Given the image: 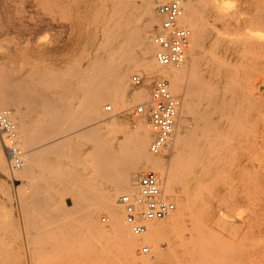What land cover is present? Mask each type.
Returning <instances> with one entry per match:
<instances>
[{
  "label": "rangeland",
  "instance_id": "1",
  "mask_svg": "<svg viewBox=\"0 0 264 264\" xmlns=\"http://www.w3.org/2000/svg\"><path fill=\"white\" fill-rule=\"evenodd\" d=\"M133 1H136L137 4L140 3V0ZM214 1V4H218V9L214 7ZM102 2L105 3L106 6L105 4L103 6ZM262 2H264V0H205V4L203 3L198 9L202 23L205 26L204 31L206 28L207 30L203 33L202 47L199 57L201 61H198V68H202L198 69L200 73L197 70L194 72L192 69V74H190L192 76L195 75V77L199 78V80L201 79L200 82H204V84L202 83L201 86H198V88L196 87L197 90L200 89L202 92L200 94L202 97L201 101L198 99V102L196 103V107H198L197 112L199 114L205 113V116L203 114L202 115L204 117L207 116V103L203 98H207L211 91L214 90V96H217L219 102H221L220 100H222V98H225V101H228L226 102L229 105V110L227 109L224 111V115L226 116H222L221 110L215 111V117L218 122H213L211 124H213L212 129L217 131L218 135L216 136L217 139L213 136V138L215 137L213 143L206 147V149L209 148V150L205 149L204 151H201L199 155L192 158V160L188 163L190 165L178 170L181 178V184L187 190L190 197L188 210H182L181 212V209L176 208V206L173 215L177 216L176 213L178 211V215L183 217L182 220H180L181 217L174 218L173 215L171 216L173 218L169 220H162L159 225L160 229L157 226L158 228L156 232L153 231L152 243L141 244V246L156 247L154 257L149 264H264V95L262 93L261 97L257 95V93L261 91L264 93V53L263 50H261L262 52L260 51V53L259 50L255 48L256 45L254 44L255 41L264 43V27L259 26L256 23V18H253L254 15L255 17L258 15L257 13L261 9L260 6L264 5ZM101 6L103 7L101 8ZM207 8H210L209 11ZM109 9L112 10V7L110 1L107 0H0V83H3V80H5L4 84L9 82V85H15L12 86L16 87V89L14 88L15 90L13 89L16 91L14 92L15 96L17 93H22H20V95L17 94L18 97L14 96V99L17 102L14 104L13 101L12 103H3L4 105H2L0 99V107L9 108L11 112L15 114L13 116L14 120H16L15 118H20L21 115V117H24L26 122H30L31 120L37 122L35 125L31 122L32 125L35 126H32V145L28 148V150L23 151L28 154L29 157L30 154L32 155L34 153L36 158L39 159L40 164H42L45 160L53 167L52 169V167L47 164L48 166L46 165V168L49 173H46L47 171L44 170L45 166L43 167L42 164V166L40 165L41 167L39 166L37 169L41 168L42 171L45 172L42 173L41 169L38 171L36 170L35 172H37V174L34 172L29 177L31 180L27 178V180L25 179V181L23 180L22 182H17L14 180V177L12 178L13 175L9 171L8 165L5 172L2 168L0 169V251L2 255L5 253L9 256V258L7 256L9 259H7V261L3 256L6 262L2 261V264H135L128 258L127 254L120 249L121 247L119 248V245L116 244V240L114 242L115 238L113 239L108 234H104L103 236L98 233L92 234L88 228L84 225L82 226L80 222H78L84 213L82 208L83 206L81 207V205L88 201V198L84 201L85 198H83V192L81 191L83 190L84 193L88 192V190L85 189L87 187L89 192H92V194H94L93 192L99 193L107 187H110L112 183L108 181V176L105 172L91 169L90 164H88V152L90 150V146L85 144L83 141H79V138H77V135H73V132L86 125L91 126L92 128L97 127L98 129H104L105 123L107 125L112 122L111 124L114 125L116 123L117 129L115 128V130L110 133V140L115 139V143L126 145L129 143L128 139L130 136H132L133 132H135L133 131L135 126H133L134 124L132 122L135 118L140 117L136 114V107L142 104L146 105L149 101L151 86L155 81L150 82L147 86L149 92L147 94L148 96L146 95V99L136 101L135 103L129 105V110L124 111L122 105L115 97V100L118 102L115 101V103L114 100L113 102L111 100H105L101 103L99 112L96 116L90 118L84 117V111H82L83 97L93 88V85L98 80V76L91 70V64L93 61L97 62V60L98 62L100 61L107 64L110 58L107 56L104 48H102L106 44L108 31L112 29V22L109 20L110 18L107 14L110 12ZM202 11L204 12L202 13ZM209 12L215 13H210V15ZM232 13L233 15L235 14V16H233ZM214 14L216 17L213 16ZM226 14L229 19L226 17ZM106 17H108L107 20ZM217 17L221 21V26L219 21H217ZM221 17L222 19H220ZM144 19L145 17L141 15L140 22L144 23ZM224 19L227 22H223ZM105 21L108 23L106 26ZM231 22L232 24H229ZM224 24L227 28L222 29ZM155 26H158L157 23ZM103 29L106 30V32L104 30L105 34ZM154 30L155 28L150 30L149 33L151 34ZM222 32H225L226 34L223 35ZM208 37L209 39H207ZM250 42H252L251 44H254L253 48ZM90 43L93 45H89ZM219 43L220 45L222 44V46H220ZM228 46L230 48H228ZM213 47L216 48L213 49ZM208 49L210 50V53H212L211 55L208 53ZM215 50L219 53H215ZM256 51H258V53ZM208 55L210 57L207 58ZM227 55L230 60L227 58ZM201 56L204 60L201 59ZM98 57H100V60ZM106 58L108 60H106ZM187 58L189 61V54H187ZM209 59L212 62L208 61ZM233 60L235 64H233ZM239 62L241 64L238 65ZM109 63L111 65L109 67H112V65L115 67L117 65V60L111 58ZM189 63V66H191L190 61ZM231 64H233L232 66L235 68H233ZM213 66H216L215 69ZM239 66L242 69H239ZM86 68L91 77L81 80V83L79 84L80 92L74 96L72 95L71 98L66 96L55 98L53 104L52 101L54 99L52 94L48 95V91H50V89H48L49 78L55 79L57 77L56 80H59L62 78H59V73L65 74L67 71L72 73V71L75 72V70L77 73V71H83L86 70ZM210 69H213V80H211L212 78L209 76ZM191 71L189 73H191ZM221 71H223V73ZM54 73L55 76H53ZM135 74L139 75L137 72H130L127 78L129 83V95L126 100L128 101H130L129 97L131 93L135 92L139 89V87L144 86L146 83L144 77L141 76L143 78L142 84L140 86H133L130 79L131 76ZM49 75H52L55 78L52 76L49 77ZM220 75L224 76L221 77ZM42 77L44 79H42ZM187 77L189 76H186L185 80L188 79ZM208 77L210 80L205 79ZM191 78L189 77V79L186 80V83H188L189 80V83H191ZM238 78H240V81ZM52 79L50 81H52ZM64 79L67 80V78L64 77L61 79L62 83L65 81ZM227 79H230L231 81ZM214 80L218 81V83L220 82L221 85L219 86L217 82L214 83ZM66 82H68V80L65 81V83ZM185 85L186 84L184 82V86ZM237 87L238 89H236ZM185 88L187 90V87ZM191 88L192 87H190V89ZM240 88L242 91H240ZM207 90L208 92H206ZM230 90L231 92L233 90L235 91L231 94ZM183 91L185 90L183 89ZM183 91L175 93L176 95L181 96L182 107L185 102L184 93H186H183ZM188 92H190L189 84ZM221 96L222 98H220ZM111 97L114 99V96ZM231 97L233 99H231ZM258 97H260V99ZM39 98L43 99L44 103H46L45 101L49 103L48 101L51 100V105H45L48 109L50 108V111L47 109L46 112L45 107V109L43 108L44 110L42 108L34 109L33 104H36ZM199 103L200 105H198ZM233 104H235V106ZM52 105H54V107ZM105 105L112 107V112H105ZM239 106L241 107V111ZM37 112H39L42 117L37 116ZM248 112L249 114L247 115ZM143 117L144 119L146 118L145 121H147L146 113ZM180 118L181 116H179L177 125L180 123ZM191 119V117H187L186 122V126H190V129L194 125V120ZM236 121H238V124ZM73 123L78 125L76 126V124L74 125ZM55 124L60 126L58 127L59 129L55 128L57 127ZM68 124L70 125L68 126ZM71 126L72 128H70ZM69 134L72 138H70ZM219 134L221 136H219ZM67 137L73 144L75 142L74 152H78H75L77 154L76 159L75 155H73L74 159H72L71 156H68L71 151L73 154L74 152L73 150H70V152L68 150V148H73V144H70V142L67 141L70 144H68L69 146L67 145L65 142ZM59 138H61V140ZM152 138L153 134L150 133L148 136L149 143L147 144V150H149L148 147ZM58 140H60L61 143H58ZM230 142L233 143L231 144ZM111 143L112 142H108L107 146L109 145L108 147L110 148L111 146L112 148L116 147V144L113 145ZM172 143L173 140L169 148L165 149L163 153L160 154L169 169H172L171 167L174 168L175 166L172 164H175L173 162H175L176 151H174L173 147H171ZM50 145L52 146L51 148H53V146H58V148L54 147L55 151L61 149L57 151L59 156H57V153H55V155L52 154V151L47 153V150L49 151L51 149ZM227 145H229V147ZM46 146L49 148L47 149ZM43 147H46V150H42L44 153H41L40 151ZM217 147H219V153L217 152ZM214 148H216V150H214ZM39 152L41 155H39ZM45 153H47L46 157ZM72 153H70V155H72ZM215 153L217 155H215ZM43 154L44 156L41 157ZM61 154L63 159H61ZM64 155L67 156L64 157ZM230 155L231 157L227 158V156ZM223 156H225L224 159ZM77 161L80 164H76ZM46 162H43L44 165ZM224 164L225 167H223ZM55 168L57 169L55 170ZM215 169H217V171ZM54 170L58 172L56 173ZM63 174L65 175L63 176ZM215 174L219 177V179H217ZM57 175H59V177ZM72 175L78 176L75 177L76 180H73L75 178H73ZM112 175L115 176L116 172L112 171ZM55 177L57 179H55ZM65 178L68 180L65 181ZM62 179L65 181L63 185L61 183ZM213 179L215 181H213ZM59 180L61 181L59 182ZM81 181L83 183H81ZM59 183H61V185ZM52 190L58 193H55ZM60 191H63L65 195L67 192L70 193L71 197L69 194L62 197L64 194L61 196ZM59 196L62 197V200H60L61 198ZM191 196H197V199H192ZM49 198L52 201H50ZM208 199H210V202H206ZM211 200L213 204L211 203ZM59 203L61 204L59 205ZM75 203L78 204V207H80L78 208ZM56 204L58 207H56ZM53 206H55L56 209L59 208L60 210H63L62 208H64V212L62 213L61 211V213H59L60 215H58V211L60 212V210L55 211L56 209L53 208ZM56 213L57 217H55V222V220L52 221V218L54 219ZM48 214H50L52 218ZM95 217V219L101 223H104L101 221V217L107 219L106 214L101 211L97 212ZM176 218L178 219L176 225L174 224V227H168L170 222ZM70 220H74V224ZM48 222L51 225H49ZM66 223L72 227V230L75 227L77 228V233H75V229L74 231H71L72 235L88 234V236H85V239L87 240L80 244L71 243L70 245L72 246H63V248L59 242L61 240L59 236L62 232L58 231V227L63 226ZM78 223L80 226L77 225ZM48 232L49 234L53 233L55 235L51 234L50 236L48 235ZM154 234L156 237L155 239L153 238ZM158 235H160V237ZM35 237L43 238V243L40 244V249H43L42 251H44V249L48 250V254L47 250L45 251L47 255H45L44 258L41 256V258L35 257L30 259L33 256L26 254L29 250H35ZM53 239H56V241ZM56 246L58 248H55ZM19 248L23 252V256L20 257L22 260L19 259L16 254V251L17 253L20 252ZM87 250L89 251L87 252ZM137 250L135 255L139 257ZM46 261H48V263Z\"/></svg>",
  "mask_w": 264,
  "mask_h": 264
},
{
  "label": "bare ground",
  "instance_id": "2",
  "mask_svg": "<svg viewBox=\"0 0 264 264\" xmlns=\"http://www.w3.org/2000/svg\"><path fill=\"white\" fill-rule=\"evenodd\" d=\"M107 1H110L111 3V7H112V10L109 9L110 12L112 13H107L108 14V17L110 18L109 20L112 22V29L110 31H108L107 33V41H106V44L104 45V51L107 53V56L110 57L109 58V61L111 58H113L114 60L116 59L117 60V65L114 67L112 65V67H109L111 66L109 61L107 64L105 63H102V62H97L95 61H91L92 64H91V70L93 73H95L97 76H98V80L97 82L93 85V88L83 97V103H82V111H84V117H93V116H96L99 112V108H100V105L103 101L105 100H111L113 102L116 101L122 105V108L124 111H127L130 109V107L128 108L129 105L135 103L136 101H142L144 99H146V95L148 94V89H147V86L150 84V82H153L154 80L156 79H160V78H164V79H167L169 81V84H170V90L172 91L173 94L177 93V92H182L183 89L186 92L184 93L185 97H184V105L183 107L181 106L180 108V111H179V116H181L180 118V123L179 125L176 126L175 128V131L173 133V137L171 139V142L173 140V143H172V146L173 147V150L176 151V156H175V164H172V165H175L174 168L171 167L172 169H169L167 168L166 166V162L165 160L163 159V157L159 154V155H152L149 150H147V144L149 143L148 142V136L151 132L150 130V127L148 126L147 124V121H145L144 119V114H140L138 116H140L139 118H135L133 120V126H135V129H133V134L132 136H130V138L128 139L129 140V143H127L126 145L124 144H121V143H115V139L113 140H110L111 139V136H110V133L112 131L115 130L116 128V123L115 125L114 124H107L106 123L104 124V129H98L97 127H94L92 128L91 126H84L82 128L78 129L79 130H75V132H73V135H77V138H79L78 140L79 141H83L85 144L89 145L90 146V150H89V154H88V158H89V163L90 164V167L91 169H95V170H99V171H103L106 173V175L108 176V181L110 183H112V185L110 187H107L106 189H104L102 192H93L94 194H92V192H89V189L86 187L85 189L88 190V192L84 193V191L82 190L81 192H83L82 196H84L83 198L84 201L86 200V198H88L86 202H84L81 207L83 208L84 210V213L82 215V218L80 219V224L83 226H85L86 228H88L92 234L94 233H98L100 235H104V234H108L109 236H111L113 239H114V242L116 240V244L119 245V248L121 250H123L128 258L130 260H132L133 263L135 264H149V262L152 261V258L154 257V254H155V251H156V247L155 246H151L149 247L150 250L152 251L149 255L147 256H140L139 254V257L137 255H135L136 253V250L139 249V247H142L141 244H150L152 243V234H153V231L156 232L157 228L159 227L160 229V224L162 222L161 221H156V222H149L148 223V229H147V232L144 234V235H141V236H132L130 231H129V228L128 226L125 224L124 222V213H123V210H122V207L118 204L117 200L118 198L120 197V195L122 194H136V185H137V179L139 178V176L147 171H154L158 174L160 180H161V183H162V187H163V193L164 195L175 205L176 208H180L181 212L182 210L186 211L188 210V206H189V201H190V197H189V194L187 192V190L184 188V186H182L181 184V178H180V174H179V171L180 169H182L183 167H186L190 164H188L192 158L196 157L197 155L200 154L201 151H204L206 149V147H208L209 144H212L215 137L218 135V132L217 131H214V129H212V125L211 123L213 122H218L217 118L215 117V111L216 110H221L222 111V116L224 115V111H226L228 108H229V105H228V101L226 102L225 101V98H222V96L220 98H222V100H220L221 102H219V99H217V96H214V91H211L210 95L207 97V98H203L205 100V102L207 103L206 105V109H207V116L204 117L205 113L202 115V114H199L197 112V109L198 107H196V103L198 102L197 100L202 99L201 97V91L200 89L197 90L196 87L198 88V86H201V84L204 82H200L199 78L195 77V75H190L192 74V69L194 70V72L198 69H201L202 65L200 66L201 68H198V61H201L200 60V50H201V47H202V37H203V33L207 30L204 31V25L202 23V19H201V16L199 14V7L205 2V0H180L181 3H182V7H183V17H182V23L187 25L190 29V37H189V47H188V50H187V54H189L190 56V62H191V66H189V61L187 60L188 58L186 57V60L178 67H160L155 59H154V47L152 46L151 42H150V38H148L149 36V32L150 30H152L153 28H155V30L158 28L159 24L158 22L160 23V17L155 13V6L156 4H159V3H162V2H166V1H169V0H140V3L137 4L136 1H133V0H107ZM213 1V0H212ZM218 1V0H217ZM221 2V1H220ZM219 2V3H220ZM103 3V2H102ZM215 3V1L213 2V4ZM224 3V2H223ZM264 4V2H262ZM105 3H103V6H104ZM205 4V3H204ZM262 4V5H263ZM100 5V3H99ZM107 5H108V2H107ZM220 5V4H219ZM223 5V4H222ZM261 5V4H260ZM87 6V5H86ZM101 6V8L103 7ZM106 6V4H105ZM206 6V5H205ZM79 7V6H78ZM210 7V6H208ZM214 7H218V4H214ZM225 7V6H224ZM258 7V6H257ZM261 9L258 11V17L254 15L253 18H256V23L261 26V27H264V5L263 6H260ZM263 7V8H262ZM259 8V7H258ZM202 9V7H201ZM206 9V8H205ZM210 9V8H209ZM209 9L207 8V10L209 11ZM218 9V8H217ZM227 9V8H226ZM104 10V9H103ZM206 10V12H207ZM204 11H202L203 13ZM219 12V11H218ZM227 12V11H226ZM105 13V12H104ZM208 13V12H207ZM206 13V14H207ZM211 12H209L210 14ZM215 13V12H213ZM211 13V14H213ZM112 14V15H111ZM205 14V13H204ZM210 14V15H211ZM255 14V13H254ZM106 15V14H105ZM111 15V17H110ZM141 15L143 17H145V22L144 23H141L140 22V17ZM233 15V13H232ZM204 16V15H203ZM215 16V14L213 15ZM219 16V15H218ZM224 16H225V13H224ZM235 16V14L233 15ZM106 17V20L107 18ZM216 17V16H215ZM226 17L228 18L227 14H226ZM224 18V17H223ZM226 18V19H227ZM105 19V18H104ZM103 19V21H104ZM206 19V17H205ZM204 19V20H205ZM218 19V17H217ZM222 19V17L220 18ZM229 19V18H228ZM235 19V18H234ZM143 20V21H144ZM236 20V19H235ZM215 21H216V18H215ZM219 21V23L221 22L219 19L217 20ZM226 21L225 19L223 20V22ZM254 21V20H253ZM82 22V21H81ZM227 22V21H226ZM230 22V21H229ZM106 23V21H105ZM157 23L158 26H155ZM216 23V22H215ZM111 24V23H110ZM109 24V25H110ZM229 24H232L229 23ZM108 25V23L105 24V26ZM257 25V26H258ZM210 26V25H209ZM220 26H221V23H220ZM108 28V26H107ZM212 28H215V27H212ZM224 28H227L225 27V24H224ZM230 28V27H229ZM109 29V28H108ZM192 29V30H191ZM217 29V28H216ZM221 29V31H222ZM105 29H103V32H104ZM218 30H219V27H218ZM233 30V29H231ZM215 31V29H214ZM225 31V30H223ZM106 32V30H105ZM104 32V34H105ZM192 32V33H191ZM226 32V31H225ZM225 32H222L223 35L226 34ZM210 33V32H209ZM208 33V34H209ZM213 34V33H211ZM221 34V33H220ZM230 34V33H229ZM228 35V33H227ZM214 36V35H213ZM216 36V35H215ZM229 36V35H228ZM234 36V35H233ZM256 36V35H255ZM254 36V37H255ZM258 36V35H257ZM104 37V35H103ZM86 38V37H85ZM96 38V37H95ZM231 38V37H230ZM238 38V37H237ZM87 39V38H86ZM209 39V37L207 38ZM212 39V38H211ZM214 39V38H213ZM216 39V38H215ZM94 40V39H93ZM89 41V40H88ZM87 41V42H88ZM98 41V40H97ZM207 41V40H206ZM216 41V40H215ZM218 41V39H217ZM259 41V40H258ZM212 42V41H211ZM214 42V40H213ZM228 42V41H227ZM97 43V42H96ZM95 43V45H96ZM99 43V42H98ZM102 43V42H101ZM223 43V42H222ZM252 42H250L251 44ZM214 44V43H213ZM249 44V45H250ZM256 45V49L259 50V52L261 50H263V53H264V43H259V42H256L254 43ZM254 44H251L252 45V48H253V45ZM86 45V44H85ZM89 45H93V44H89ZM212 45V43H211ZM220 45V43H219ZM218 45V46H219ZM248 45V46H249ZM222 46V44L220 45ZM239 46V45H238ZM100 48V47H98ZM101 48V50H102ZM209 48V47H208ZM216 48V47H213V49ZM218 48V47H217ZM223 48V47H221ZM225 48V47H224ZM228 48H230L228 46ZM249 48V47H248ZM205 49V47H204ZM137 50V51H136ZM209 50V49H208ZM212 50V49H211ZM227 50V49H226ZM244 50V49H243ZM251 50V49H250ZM221 51V49H220ZM255 51V50H254ZM138 52V53H136ZM213 52V51H212ZM226 52V51H225ZM234 52V51H233ZM258 53V51H256ZM255 52V53H256ZM262 52V51H261ZM260 52V53H261ZM101 53V51H100ZM210 53V50L209 52ZM214 53V52H213ZM215 53H217V50H215ZM219 53V52H218ZM217 53V54H218ZM240 53V52H239ZM212 53H210L211 55ZM250 54V53H248ZM253 54V53H252ZM204 55V53H203ZM220 55V54H219ZM259 55V54H258ZM262 55V54H261ZM260 55V56H261ZM99 56V55H98ZM222 56V55H221ZM226 56V55H224ZM259 56V58H260ZM264 56V55H263ZM202 57V56H201ZM210 57L209 55L207 56V58ZM216 57V55H215ZM214 57V58H215ZM219 57V56H218ZM232 57V56H231ZM257 57V56H256ZM262 57V56H261ZM99 60H100V57H98ZM97 58V59H98ZM222 58V57H221ZM220 58V59H221ZM227 58H228V55H227ZM226 58V59H227ZM234 58V57H233ZM104 59V57H103ZM203 59V57L201 58ZM219 59V58H218ZM224 59V58H223ZM229 59V58H228ZM240 59V57H239ZM106 60H108L106 58ZM106 60H103V61H106ZM204 60V59H203ZM217 60V59H216ZM230 60V59H229ZM228 60V61H229ZM238 60V59H237ZM207 61V60H206ZM204 61V62H206ZM208 61H211L210 59ZM219 61V60H218ZM236 61V60H235ZM212 62V61H211ZM227 62V61H225ZM232 62V60H231ZM237 62V61H236ZM223 63V62H222ZM112 64V63H111ZM210 64V62H209ZM214 64V63H213ZM216 64V63H215ZM221 64V63H220ZM227 64V63H226ZM225 64V65H226ZM233 64L234 63V60H233ZM231 64V66L233 65ZM241 64L240 62L238 63V65ZM205 66V65H204ZM203 66V67H204ZM218 66V65H217ZM229 66V67H231ZM235 66V65H234ZM214 69L216 66H213ZM227 67V66H226ZM233 67V66H232ZM81 68V67H80ZM79 68V69H80ZM205 68V67H204ZM208 68V67H207ZM235 68V67H233ZM237 68V67H236ZM239 69L241 68L240 66L238 67ZM75 69V68H73ZM242 69V68H241ZM203 71H206L204 69H202ZM213 69H210L209 72H210V75L211 78L213 77V72H212ZM222 70V68H221ZM191 71V73H189ZM224 71V70H223ZM223 71H221L223 73ZM58 72V71H57ZM130 72H137L140 76H143L146 83L144 86H141L139 87L138 90H136L135 92L131 93L129 99L130 101L126 100L127 96L129 95V83H128V75ZM200 73V71H198ZM197 72V73H198ZM207 72V71H206ZM220 72V73H221ZM226 72V71H225ZM76 73V70L75 72L72 71L71 72H68L65 73V74H62V73H59V80H56L57 77H53L55 76V73L52 75H49L52 76L53 78L55 79H52V78H49L50 80L52 79V81L48 80L49 84H48V89H50V91H48V95L49 94H52V97H53V101L52 103L54 104V101H55V98H58V97H61V96H66V97H69L71 98V96L73 95H76L78 92H80V86L79 84L81 83V80L82 79H87V78H90L91 76L88 74V71H87V68L86 70H83V71H80L79 72L77 71ZM189 73V74H188ZM237 73V72H236ZM75 74V75H74ZM205 74V73H204ZM203 74V75H204ZM209 74V73H208ZM225 74V73H224ZM238 74H239V71H238ZM43 75V74H42ZM41 75V76H42ZM199 75V74H198ZM201 75V74H200ZM206 75V74H205ZM218 75V74H217ZM216 75V76H217ZM222 75V74H221ZM220 75V76H221ZM236 75V74H235ZM241 75V74H240ZM75 76V77H74ZM186 76H189L192 80H191V83L190 80L188 83H186V80L189 79V77H187L188 79L185 80ZM224 76V75H223ZM221 76V77H223ZM228 76V75H227ZM231 76V75H229ZM239 76V75H238ZM67 78L68 82L65 83V80L63 83L61 82V79L63 78ZM200 77V76H199ZM241 78V77H240ZM238 78V80L240 79ZM41 79V78H40ZM42 79H44L42 77ZM205 79H209L208 78H205ZM222 79V78H221ZM210 80V79H209ZM213 80V78L211 79ZM216 80H217V77H216ZM224 80V79H223ZM222 80V81H223ZM227 80H230V79H227ZM1 81V80H0ZM4 82L0 83V99H1V102H2V105H4L3 103H12L13 101V104L14 103H17L15 101V97L18 95H20V93L16 96H15V93L16 91H14L16 89V87H12V86H15V85H9L7 82L6 84L5 83V80H3ZM215 81V80H214ZM231 81V80H230ZM240 81V80H239ZM184 82H185V86H184ZM211 82V81H210ZM213 82V81H212ZM220 86V82L218 83V81H215L214 83H216ZM228 82V81H227ZM42 83V81H41ZM46 83V82H44ZM72 83V84H71ZM206 83V82H205ZM188 84H189V91L188 92ZM215 84V85H217ZM47 85V84H46ZM45 85V86H46ZM191 85V86H190ZM207 85V84H205ZM214 85V84H213ZM213 85H212V88H213ZM217 85V86H218ZM236 85V84H235ZM11 86V87H10ZM208 86V85H207ZM216 86V88H217ZM229 86V85H228ZM228 86H227V89H228ZM20 87V86H19ZM17 87V88H19ZM187 87V90L186 88ZM190 87H192L190 89ZM210 87V86H208ZM207 87V88H208ZM15 88V89H14ZM220 88V87H219ZM14 89V90H13ZM221 89V88H220ZM238 89V87L236 88ZM261 89V87H260ZM17 90H20V89H17ZM222 90V89H221ZM225 90V89H224ZM203 91V90H202ZM223 91V90H222ZM226 91V90H225ZM235 91V90H233ZM232 91V92H233ZM238 91V90H237ZM240 91H242V89L240 88ZM246 91V90H245ZM259 91V90H258ZM50 92V93H49ZM208 92V90L206 91ZM228 92V91H226ZM225 92V93H226ZM231 92V90H230ZM231 92V94H232ZM219 93V92H218ZM249 93V91H248ZM252 93V91H251ZM261 93L264 95V93L261 91L259 93H257V95H259L261 97ZM22 94V93H21ZM204 94V93H203ZM222 94V93H221ZM227 94V93H226ZM236 94V93H235ZM240 94V93H238ZM208 95V93H207ZM15 96V97H14ZM51 96V95H50ZM111 96H114V99H112L113 97ZM148 96V95H147ZM228 96V95H227ZM226 96V97H227ZM253 96V95H252ZM41 97V96H40ZM43 97V95H42ZM41 97V98H42ZM115 97L118 99L115 100ZM260 97H258L260 99ZM263 97V96H262ZM21 98V97H20ZM25 98V97H24ZM27 98V97H26ZM39 98L36 102V104L34 103L33 104V107L34 109H40V108H44L46 104H50V101L49 100L47 103V101H45L46 103H44V100ZM45 98V97H44ZM255 98V97H254ZM128 99V98H127ZM182 99V98H181ZM227 99V98H226ZM231 99H233L231 97ZM18 100V99H17ZM25 100V99H24ZM23 100V102H24ZM31 100V99H30ZM35 100V99H34ZM229 100V99H228ZM239 100V99H238ZM59 101V100H58ZM19 102V101H18ZM115 102V103H116ZM247 102V101H246ZM26 103V102H25ZM31 103V102H30ZM51 103V104H52ZM57 103V102H56ZM113 103V104H115ZM236 103V102H235ZM50 104V105H51ZM205 104V103H204ZM1 105V104H0ZM27 105V104H26ZM29 105V104H28ZM56 105V104H55ZM200 105V103L198 104ZM235 106V104H233ZM237 105V104H236ZM54 107V105H52ZM51 106V107H52ZM106 106V105H105ZM108 106V105H107ZM146 106V105H145ZM11 107H12V104H11ZM30 107V105H29ZM50 107V106H49ZM202 107V106H201ZM240 107V106H239ZM238 107V108H239ZM46 108V112H47V106L45 107ZM44 108V109H45ZM112 109V107H110ZM231 108V107H230ZM236 108V107H235ZM9 109V108H7ZM31 109V108H30ZM43 109V110H44ZM50 109V108H49ZM48 109V111H50ZM54 109V108H53ZM201 109V108H200ZM232 109V108H231ZM230 109V110H231ZM234 109V108H233ZM10 110V109H9ZM229 110V109H228ZM240 111H241V107H240ZM244 111V110H243ZM18 112V111H17ZM25 112V111H24ZM112 112V111H111ZM203 112V111H202ZM233 112V110H232ZM10 113H11V116L14 120V113L11 112L10 110ZM219 113V112H218ZM221 113V112H220ZM226 113V112H225ZM235 113V112H234ZM240 113V112H239ZM243 113V112H242ZM22 114V113H21ZM26 114V113H25ZM28 114V113H27ZM30 114V112H29ZM28 114V115H29ZM39 114V115H38ZM249 114V112L247 113V115ZM218 115V114H217ZM234 115V114H233ZM240 115V114H238ZM19 116V115H18ZM26 116V115H25ZM30 116V115H29ZM28 116V117H29ZM37 116H41L42 115L37 112ZM49 116V115H48ZM226 116V115H224ZM235 116V115H234ZM237 116V115H236ZM17 117V116H16ZM23 117V116H22ZM21 115H20V118H15L16 120H14L15 124H16V130H17V141H18V144H19V147L21 149V151L24 153V164H23V169H19V170H16V171H13L10 172L12 173V178L14 177V180H16L17 182H22L23 180L25 181V179L27 180V178H29L36 170L38 171L39 169H37L40 165L42 166L43 164V167H44V170L47 171V166L50 164H48L45 160L43 162H46L45 165L44 163L42 162V164H40L39 162V159L36 158V156L34 155V153L31 155L30 154V157L28 154H26L23 150H28V148L32 145V128L35 127L34 125L37 123V122H34V121H28L26 122L24 117L22 118ZM52 117H56V116H52ZM76 117V116H75ZM79 117V116H78ZM187 117H191L193 120H194V125L193 127L190 129L189 127L186 126V122H187ZM248 117V116H247ZM246 117V118H247ZM250 117V116H249ZM85 118V119H86ZM232 118V117H231ZM236 118V117H235ZM27 119V117H26ZM37 119V118H36ZM76 119V118H75ZM74 119V120H75ZM179 119V117H178ZM191 119V120H192ZM224 119V118H223ZM234 119V117H233ZM239 119V118H238ZM237 119V120H238ZM244 119V118H243ZM80 120V119H79ZM190 120V119H189ZM232 120V119H231ZM247 120V119H246ZM88 122H90L89 120H87ZM235 121V120H234ZM34 123V125H32V123ZM76 122V121H75ZM87 122V124H88ZM245 122V121H244ZM55 123H58V122H55ZM78 123V122H77ZM86 123V121H85ZM114 123V122H113ZM189 123V122H188ZM191 123V121H190ZM233 123V121H232ZM236 123L238 124V121H236ZM74 124V123H73ZM76 124V123H75ZM74 124V125H75ZM131 124V123H130ZM178 124V122H177ZM219 124V123H218ZM56 125V124H55ZM70 124H68L69 126ZM78 124H76L77 126ZM106 125V126H105ZM33 126V127H32ZM57 127L55 128H58L60 126H58V124L56 125ZM223 126V125H221ZM231 126V125H230ZM101 127V126H100ZM54 128V126H53ZM69 128V127H68ZM72 128V126L70 127ZM59 129V128H58ZM117 129V128H116ZM218 129V127H217ZM56 130V129H54ZM57 131V130H56ZM219 132H220V128H219ZM19 134V135H18ZM221 134V133H220ZM219 134V136H221ZM224 134V133H223ZM70 135V134H69ZM68 135V137H69ZM71 135H72V132H71ZM70 135V138H72ZM112 135V134H111ZM18 136H19V139H18ZM213 136H215L213 138ZM66 139V143L67 145L69 144L68 142H70V144H73L72 141H70L69 139ZM76 137V136H75ZM110 137V138H109ZM61 140V138H59ZM76 139V138H74ZM73 139V141H74ZM217 139V137H216ZM222 139V137H221ZM227 139V138H226ZM224 139V140H226ZM58 140V143H61V141ZM223 140V139H222ZM228 140V139H227ZM60 141V142H59ZM63 141V140H62ZM68 141V142H67ZM231 141V140H230ZM64 142V141H63ZM62 142V143H63ZM108 142H112L111 144L115 145L116 144V147L112 148L111 144V148L107 146ZM120 142V141H119ZM170 142V144H171ZM227 142V141H226ZM219 143V141H218ZM231 143V142H230ZM233 143V142H232ZM231 143V144H232ZM69 144V145H70ZM75 144V142H74ZM74 144H73V148L70 149L68 148L69 152L70 150H73L74 152ZM77 144H78V141H77ZM129 144V146H128ZM169 144V146H170ZM223 144V142H222ZM229 144V142H228ZM230 144V145H231ZM61 145V144H60ZM59 145V146H60ZM68 145V146H69ZM48 146V145H47ZM46 146V147H47ZM70 146V147H71ZM168 146V148H169ZM229 147V145H227ZM235 146V144H234ZM46 147L44 148H40L41 149V153H44V151L46 150ZM52 146L50 145V148ZM55 148H58V146H53V148H51L49 151L47 150V153L51 152L52 151V154L55 155V153H57V156L58 155V152L59 150L61 149H58L55 151ZM77 147V145H76ZM49 147H47L48 149ZM213 148V147H212ZM218 148L217 147V152H218ZM224 148V147H223ZM232 148V146H231ZM77 149V148H76ZM44 150V151H42ZM67 150V148H66ZM206 150H209V148H207ZM214 150H216V148H214ZM221 150V149H220ZM30 151V150H29ZM36 151V150H35ZM211 151V150H210ZM37 152V151H36ZM35 152V153H36ZM39 152V155H41V153ZM66 152V151H65ZM68 152V153H69ZM77 152V151H75ZM74 152V154L72 153V151L70 153H72V155H70L69 153V157L71 156L72 159H74L73 155H75V159L77 158V154ZM222 152V150H221ZM227 152V151H226ZM225 152V153H226ZM28 153V151H27ZM38 153V152H37ZM45 153V157H46V154ZM78 153V152H77ZM163 153V152H162ZM213 153V152H211ZM219 153V152H218ZM231 154V153H230ZM28 155V157H27ZM51 155V154H50ZM208 155V154H207ZM206 155V156H207ZM213 155V154H212ZM215 155H217L215 153ZM219 155V154H218ZM229 155V154H228ZM44 154L41 156L43 157ZM62 156V154H61ZM67 156V155H66ZM64 155V157H66ZM38 157V156H37ZM68 157V158H69ZM225 156H223V159H224ZM228 157H231L230 156H227ZM55 158V157H54ZM70 158V159H71ZM207 158V157H206ZM205 158V159H206ZM56 159V158H55ZM63 159V156L62 158ZM67 159V158H66ZM71 159V160H72ZM174 159V157H173ZM220 159V158H219ZM232 159V158H231ZM78 160V159H77ZM201 160V158H200ZM217 160V159H216ZM226 160V159H225ZM224 160V161H225ZM233 160V159H232ZM76 161V160H75ZM213 161V160H212ZM227 161V160H226ZM80 162V161H79ZM203 162V161H202ZM218 162V161H217ZM222 162V161H221ZM9 163V158L7 156V153L6 151L4 150V148L1 147L0 149V169L2 168V170H4V172L7 170V165ZM193 163V162H192ZM48 164V165H47ZM76 164H80L78 163V161L76 162ZM222 164V163H221ZM257 164V163H256ZM260 164V163H259ZM47 165V166H46ZM55 165V164H54ZM214 165V163H213ZM40 166V167H41ZM56 166V165H55ZM82 166V164H81ZM221 166V165H220ZM229 166V165H228ZM52 167V165L50 166ZM50 167H48L49 169H51ZM197 167V166H196ZM213 167V166H212ZM218 167V166H217ZM223 167H225V164L223 165ZM258 167V166H257ZM46 168V169H45ZM216 168V167H214ZM220 168V167H219ZM9 169V167H8ZM48 169V170H49ZM53 169V167H52ZM51 169V170H52ZM57 168H55L56 170ZM191 169V168H190ZM196 169V168H195ZM194 169V170H195ZM224 169V168H223ZM54 170V171H55ZM217 171V169H215ZM42 171V169H41ZM45 171H42L45 172ZM112 171H115L116 172V175H112ZM191 171V170H190ZM196 171V170H195ZM223 171V170H222ZM52 172V171H50ZM56 173L58 171H55ZM54 172V173H55ZM215 172V171H214ZM254 172V171H253ZM37 174V172H35ZM39 173V172H38ZM46 173H49L48 171ZM53 173V172H52ZM222 173V172H221ZM220 173V174H221ZM60 174V172H59ZM72 174V173H71ZM189 174V173H188ZM199 174V173H198ZM40 175V174H39ZM46 175V174H45ZM61 175V174H60ZM65 174H63L64 176ZM216 175V174H215ZM48 176V174H47ZM50 176V175H49ZM56 176V175H54ZM59 177V175H57ZM73 176V175H72ZM186 176V175H185ZM189 176V175H188ZM204 176V175H203ZM217 176V175H216ZM33 177V176H32ZM62 177V175H61ZM60 177V178H61ZM70 177V176H69ZM75 177H78V176H73V178ZM221 177V176H220ZM38 178V177H37ZM46 178V177H45ZM53 178V177H52ZM63 178V177H62ZM210 178V176H209ZM208 178V179H209ZM213 178V177H212ZM54 179V178H53ZM55 179H57L55 177ZM59 179V178H58ZM71 179V178H70ZM79 179V178H78ZM184 179V178H183ZM217 179H219V177L217 176ZM216 179V181H217ZM29 180H31V178H29ZM41 180V179H40ZM46 180V179H45ZM65 181H67L68 179H64ZM73 180H76L73 179ZM81 180V179H80ZM194 180V179H193ZM33 181V180H32ZM50 181V180H49ZM56 181V180H55ZM61 180H59L60 182ZM65 181H61L62 185L63 183H65ZM86 181V180H85ZM89 181V180H88ZM213 181H215L213 179ZM224 181V180H223ZM222 181V182H223ZM39 182V181H38ZM57 182V181H56ZM55 182V183H56ZM70 182V181H69ZM28 183V182H26ZM61 183H59L61 185ZM67 183V182H66ZM81 183H83L81 181ZM86 183V182H84ZM203 183V182H202ZM46 184V183H45ZM48 184V183H47ZM74 184V183H73ZM185 184V183H184ZM220 184V183H219ZM50 185V183H49ZM59 185V186H60ZM73 187V186H72ZM191 187V186H190ZM83 188V187H82ZM49 189H50V186H49ZM51 189H52V186H51ZM65 189V187H64ZM84 189V190H85ZM218 189V188H217ZM215 190V189H214ZM54 191V190H52ZM65 191V190H64ZM68 191V190H67ZM96 191V190H95ZM193 191V190H192ZM55 192V191H54ZM62 192V193H61ZM200 192V191H199ZM216 192V191H214ZM55 193H58V192H55ZM91 193V194H90ZM194 193V192H192ZM213 193V191H212ZM218 193V192H217ZM60 194L61 196L64 194L63 191H60ZM58 194V195H60ZM70 195V193H66V195ZM81 194V193H80ZM64 194V196L62 197H65L66 196ZM217 195V194H216ZM59 196L62 200V197ZM71 197V195H70ZM73 197V196H72ZM192 199L195 198L193 196H191ZM82 198V199H83ZM217 198V197H216ZM219 199V197H218ZM28 200V199H27ZM50 201H52L50 198H49ZM48 200V201H49ZM59 200V201H60ZM97 200V201H95ZM210 199H208L206 202H208ZM214 200V199H213ZM83 201V200H82ZM94 201V202H93ZM224 201V200H223ZM79 202V201H77ZM210 202V201H209ZM26 203V202H25ZM50 203V202H49ZM211 203H212V200H211ZM210 203V205H211ZM215 203V201H214ZM61 203H59L60 205ZM76 204V203H75ZM209 204V203H208ZM213 204V203H212ZM220 204V202H219ZM50 205V204H49ZM53 205V204H52ZM73 205V204H72ZM77 207H78V204H76ZM74 205V206H76ZM80 205V204H79ZM73 206V207H74ZM56 207H58V205L56 204ZM55 206H53V208L56 209ZM63 207V206H62ZM72 207V208H73ZM80 207V206H79ZM78 207V208H79ZM207 207V205H206ZM50 209V208H49ZM64 210V208H62ZM57 210H60L59 208H57L55 211ZM63 210H60V212L58 211V215H60L59 213H62L64 212ZM49 211V210H48ZM104 212L107 216V219L106 218H102L101 217V221H103L104 223H101L100 221H97L95 218V215L97 212ZM53 212V211H52ZM175 212V211H174ZM218 213V212H217ZM221 213V212H220ZM177 216L173 215V213H171L170 215H168L165 219L163 220H169L173 217H171L172 215L175 217H181L180 220H182V216H179L178 215V211H177ZM208 214V213H207ZM50 215V214H48ZM184 215V214H183ZM218 215V214H216ZM51 216V215H50ZM207 216V215H206ZM55 217H57V213H56V216H54V219L52 218V221L55 220ZM215 217V216H214ZM225 217V216H224ZM11 218V217H10ZM207 218V217H206ZM213 218V217H212ZM219 218V217H217ZM216 218V220H217ZM220 219V218H219ZM177 218L174 219L172 222H170V225H168V227H172L174 224L176 225V222H177ZM210 220V219H209ZM223 220V219H222ZM48 221H49V217H48ZM58 221V219H57ZM60 221V220H59ZM70 221H74V220H70ZM206 221V220H205ZM214 221V219H213ZM218 221V220H217ZM220 221V220H219ZM56 222V220H55ZM62 222V221H60ZM75 222V221H74ZM73 222V224H74ZM166 222V221H165ZM216 222V221H215ZM49 223V222H48ZM51 223H54V222H51ZM64 223V222H63ZM212 223V222H211ZM60 224V223H59ZM72 224V225H73ZM76 224V223H75ZM49 225H51L49 223ZM79 225V223L77 224ZM209 225V224H208ZM212 225V224H211ZM80 226V225H79ZM78 226V227H79ZM158 226V227H157ZM53 227V226H52ZM174 227V226H173ZM249 227V225H248ZM251 229V227H249ZM75 229V233L76 232V227L74 228ZM74 229L72 230V227L70 225H68L67 223L64 224L63 226H60L58 227V231H61V235L59 236L61 238V240L59 241L63 246H69L71 243L73 244H80L82 243L83 241H86L87 239H85V236H88V234H77V235H72L71 231H74ZM80 229V228H79ZM78 229V230H79ZM172 229V228H171ZM170 229V230H171ZM174 229V228H173ZM255 229V228H254ZM243 231V230H242ZM246 232V231H245ZM80 233V232H79ZM159 233H160V230H159ZM51 234L53 233H50L48 232V235L51 236ZM157 234V233H155ZM155 234H154V239L156 238L155 237ZM55 235V234H53ZM59 235V234H58ZM163 235V234H162ZM160 237V235H158ZM29 239V238H28ZM52 239V237H51ZM35 240V250L33 251H27L26 254L28 255H32L33 257L30 258V259H33V258H41V256L44 258L45 255L48 254V250H47V254H46V250L44 249V251H42L43 249H40V244L43 243V238H40V237H35L34 238ZM56 241V239H53ZM25 241V240H24ZM26 243V241H25ZM50 243V242H49ZM54 243V241H53ZM56 243V242H55ZM56 245V244H55ZM60 245V244H59ZM170 245V244H169ZM72 246V245H70ZM74 246V245H73ZM55 248H58L57 246ZM64 248V247H63ZM73 248V247H72ZM82 248V247H81ZM80 248V249H81ZM90 248V247H89ZM88 248V249H89ZM20 249V248H19ZM18 249V250H19ZM66 249V248H65ZM79 249V250H80ZM82 250V249H81ZM89 250H87L88 252ZM19 252V251H18ZM78 252V250H77ZM82 253V251H81ZM84 253V252H83ZM16 254L18 256L19 259L22 260V257L23 256V252L22 250L20 249V252L17 253L16 251ZM19 254V255H18ZM79 255H81L80 253H78ZM27 255V256H28ZM3 256L6 258V261L7 259L9 258L8 255H6L4 253V255H2L1 251H0V264H2V261L6 262L5 259L3 258ZM8 256V258H7ZM13 256V255H12ZM15 257V256H14ZM25 257V256H24ZM3 258V259H2ZM47 258V257H45ZM9 260V259H8ZM19 260V261H21ZM47 260V259H46ZM44 261V260H43ZM48 263V261H46ZM4 264V263H3ZM43 264V263H42ZM45 264V263H44Z\"/></svg>",
  "mask_w": 264,
  "mask_h": 264
},
{
  "label": "built area",
  "instance_id": "3",
  "mask_svg": "<svg viewBox=\"0 0 264 264\" xmlns=\"http://www.w3.org/2000/svg\"><path fill=\"white\" fill-rule=\"evenodd\" d=\"M155 13L160 23L149 38L154 47V59L160 67H178L187 57L190 29L182 23L183 7L180 0H169L156 4ZM131 84L140 86L143 78L137 74L131 76ZM181 96L173 94L167 79H156L151 86L150 99L136 107V114H147V124L153 134L149 152L156 156L168 148L177 126ZM105 112L112 111L110 106ZM16 124L10 110L0 107V146L9 158L11 172L19 170L24 164V153L17 141ZM124 213V222L132 236H141L147 232L148 223L165 219L175 211V205L164 193L161 180L154 171L139 176L136 194H122L117 200ZM141 256H147L151 250L142 246L137 250Z\"/></svg>",
  "mask_w": 264,
  "mask_h": 264
}]
</instances>
